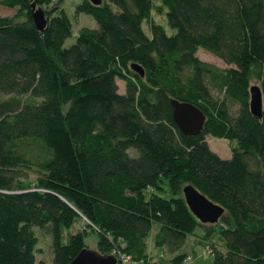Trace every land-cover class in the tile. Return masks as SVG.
Returning <instances> with one entry per match:
<instances>
[{
    "label": "trees",
    "instance_id": "obj_1",
    "mask_svg": "<svg viewBox=\"0 0 264 264\" xmlns=\"http://www.w3.org/2000/svg\"><path fill=\"white\" fill-rule=\"evenodd\" d=\"M33 2L46 12L44 29ZM0 4L17 7L0 15V95H9L0 99V264H46L36 226L52 237L54 264L88 247L91 229L102 253L158 264L148 250L154 230V245L183 264L198 225L223 237L211 241L212 264H264V110L255 116L250 104L253 82L264 97V0H80L98 26H82L70 46L63 0ZM201 47L229 66L201 59ZM172 98L205 112L200 133L182 132ZM211 134L236 141L230 157L211 147ZM186 184L225 208L217 222L195 215Z\"/></svg>",
    "mask_w": 264,
    "mask_h": 264
},
{
    "label": "rangeland",
    "instance_id": "obj_2",
    "mask_svg": "<svg viewBox=\"0 0 264 264\" xmlns=\"http://www.w3.org/2000/svg\"><path fill=\"white\" fill-rule=\"evenodd\" d=\"M80 0H63V6L67 9L72 22H73V34L66 39L65 45L70 46L73 44L78 36L79 29L84 26H98V21L95 17L87 13L85 11H78L77 4ZM17 11V7H8L0 4V15H12ZM158 21L162 22L169 33H172L174 29L168 23L167 17L164 14L156 15ZM198 56L204 61L211 62L216 66L220 67H228L227 64L221 57L215 54L213 51L201 47L198 50ZM120 91H124L125 82L122 79H119ZM254 84L257 81L253 82ZM215 96H219L221 98H225L224 94L215 91ZM9 95H0L1 98H7ZM227 104L230 107V110L233 114H236L239 110V104L236 101L231 100L230 98H225ZM207 139L211 145V147L217 151L223 157H230L232 155L234 147L237 145L236 141L231 140L225 137H217L214 135H207ZM135 151V149H133ZM35 173L30 171L29 178L34 179ZM164 190L160 192L164 195L169 196V182L166 178H164L163 182ZM86 224V220H80L76 223V225L72 228V231H76L79 229H84V225ZM35 230L40 237L39 247L41 251L37 254V260L42 259L46 264H54L53 262V253L51 248L52 237L41 227L36 226ZM207 228L202 225H198L194 233H190L187 236L186 242L181 248L180 251H186L188 253V258L183 264H212V254H211V241L214 240L218 245L223 244V237L220 232H216L213 236H205ZM148 237V250L151 254L152 259L158 261V264H172L171 258L173 256L166 248H158L154 245L153 242V233L151 232ZM98 238L99 233L95 230H89V232L85 236V241L87 246L91 249H97L98 247ZM127 264H141L139 261L129 260Z\"/></svg>",
    "mask_w": 264,
    "mask_h": 264
},
{
    "label": "water",
    "instance_id": "obj_3",
    "mask_svg": "<svg viewBox=\"0 0 264 264\" xmlns=\"http://www.w3.org/2000/svg\"><path fill=\"white\" fill-rule=\"evenodd\" d=\"M95 4L102 3L103 0H92ZM33 17L40 29H44L47 24L46 12L42 6L36 2L32 3ZM133 68L142 75L144 68L133 63ZM251 110L255 116L261 117L264 110L263 91L259 84L251 86ZM173 106L174 120L185 134L195 135L200 133L205 126L206 114L196 104L189 101H182L177 98L171 100ZM186 200L195 213L203 222H217L223 215L225 208L212 201L207 195L201 192L193 184H186L184 187ZM69 264H119V259L114 253L104 254L98 249L85 247Z\"/></svg>",
    "mask_w": 264,
    "mask_h": 264
},
{
    "label": "built area",
    "instance_id": "obj_4",
    "mask_svg": "<svg viewBox=\"0 0 264 264\" xmlns=\"http://www.w3.org/2000/svg\"><path fill=\"white\" fill-rule=\"evenodd\" d=\"M117 257L119 259V264H127L129 260L132 261V259L129 256H125L122 253L118 254Z\"/></svg>",
    "mask_w": 264,
    "mask_h": 264
}]
</instances>
